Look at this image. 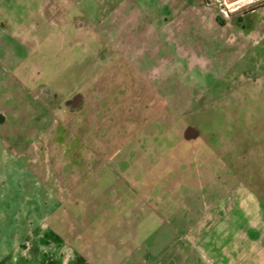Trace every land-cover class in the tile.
Listing matches in <instances>:
<instances>
[{"label":"rangeland","instance_id":"374dc122","mask_svg":"<svg viewBox=\"0 0 264 264\" xmlns=\"http://www.w3.org/2000/svg\"><path fill=\"white\" fill-rule=\"evenodd\" d=\"M260 5L0 0V138L88 177L86 216L122 228L110 242L130 255L97 246L90 264L263 252L258 238L246 248L264 216V6L250 11ZM207 113L204 125L212 118L196 116ZM32 168L0 161V264H43L16 259L36 252L45 220L63 234ZM136 242L150 248L147 263L136 262Z\"/></svg>","mask_w":264,"mask_h":264},{"label":"crops","instance_id":"0c3cea01","mask_svg":"<svg viewBox=\"0 0 264 264\" xmlns=\"http://www.w3.org/2000/svg\"><path fill=\"white\" fill-rule=\"evenodd\" d=\"M199 3H203L204 5L210 6L213 2L218 0H198ZM7 116H4L3 119L0 120V133L7 132ZM3 137L2 135H0ZM53 141L58 139L57 133L52 136ZM1 139V138H0ZM0 161H19L23 167L28 168L31 164L33 167L31 169V175L37 182L36 193L37 196L41 194H49L52 196L53 200L56 199L55 204L58 207L60 215H52L58 221V226L63 234L55 233L50 230L49 225L45 224L47 221H44V224L39 226L38 230L44 233H37V244H36V252L29 253V249H24L21 251V256H18L17 259L14 257L12 260H20L24 263H32V262H42L43 264H49L55 262L57 264L64 263L68 261L70 264H90L96 258L93 257L94 248L95 247H106L110 250H116V253H119L121 256L120 260H125L129 254L125 255L123 248L126 246L121 241L117 243L110 242V231L121 230L122 228H113V227H103L104 225L95 224L92 222L91 218H88L86 214L89 212V208L93 207V202L87 200L86 196V187L85 183L88 177L77 176V174L72 170L71 164H67L65 161L63 163L64 168L69 166L68 172L65 170L61 171L59 166L62 165L61 159L57 161L55 156H52L51 164L46 165L45 162L47 160L41 159L40 156L36 158H30V155L27 153L30 146L21 144V141L13 142L12 140L9 143H5L1 139L0 143ZM58 143H55V150L59 149ZM15 146L19 147L18 152L15 149ZM72 159V158H71ZM73 160V159H72ZM72 160H70L72 162ZM77 155H74V161L77 162ZM91 164V162H90ZM28 166V167H27ZM58 166V168H57ZM89 167V164L85 163V169ZM87 175V174H85ZM79 182V184H78ZM84 195L86 197H84ZM62 204L65 205V210L63 211ZM85 206L84 208V217L81 215L82 210L78 209V207ZM68 208H72V211H67ZM55 214V213H53ZM260 223L256 228H252L251 237L249 240H246V248L252 239H260L259 249L263 252L261 254H244L238 257L237 255L226 256L216 255L217 257H213L212 263L210 264H264V216L263 218H259ZM254 225V226H255ZM128 229V228H125ZM138 227H136V237ZM46 231H49L46 233ZM101 231H106L105 235L100 234ZM109 231V232H108ZM40 241V242H39ZM171 244V243H170ZM149 246V244H148ZM167 246V245H166ZM165 251V250H164ZM150 248L146 247L145 249H141L140 244L136 242V262L138 263H147L149 259H151ZM98 260H101L97 258ZM18 260V261H19Z\"/></svg>","mask_w":264,"mask_h":264},{"label":"trees","instance_id":"16d2710c","mask_svg":"<svg viewBox=\"0 0 264 264\" xmlns=\"http://www.w3.org/2000/svg\"><path fill=\"white\" fill-rule=\"evenodd\" d=\"M216 22H217L220 26H223L222 23H220V20H219L218 18H216ZM216 116H217V115H216ZM196 117H203V118H205V117H209V118H212V120H206V121H204V125H206V124H209V123L213 122V118L215 117V115H214V114L207 113V114H201V116L199 115V116H196ZM227 125H230V124H227ZM203 127H204V126H203Z\"/></svg>","mask_w":264,"mask_h":264},{"label":"built area","instance_id":"2783aa9c","mask_svg":"<svg viewBox=\"0 0 264 264\" xmlns=\"http://www.w3.org/2000/svg\"><path fill=\"white\" fill-rule=\"evenodd\" d=\"M220 12H221V15H222V16L227 17V12H226V11H224V10L222 9Z\"/></svg>","mask_w":264,"mask_h":264},{"label":"water","instance_id":"95a60500","mask_svg":"<svg viewBox=\"0 0 264 264\" xmlns=\"http://www.w3.org/2000/svg\"><path fill=\"white\" fill-rule=\"evenodd\" d=\"M263 6H264V5H260V6L254 7V8H252V9H250V11L255 10V9H257V8H260V7H263Z\"/></svg>","mask_w":264,"mask_h":264},{"label":"flooded vegetation","instance_id":"af4514ba","mask_svg":"<svg viewBox=\"0 0 264 264\" xmlns=\"http://www.w3.org/2000/svg\"><path fill=\"white\" fill-rule=\"evenodd\" d=\"M244 14V13H243Z\"/></svg>","mask_w":264,"mask_h":264}]
</instances>
